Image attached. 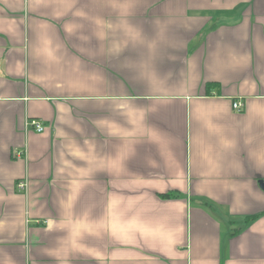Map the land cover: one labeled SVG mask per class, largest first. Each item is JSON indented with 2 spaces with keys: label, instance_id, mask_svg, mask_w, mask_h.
Here are the masks:
<instances>
[{
  "label": "crops",
  "instance_id": "crops-1",
  "mask_svg": "<svg viewBox=\"0 0 264 264\" xmlns=\"http://www.w3.org/2000/svg\"><path fill=\"white\" fill-rule=\"evenodd\" d=\"M0 264H264V0H0Z\"/></svg>",
  "mask_w": 264,
  "mask_h": 264
},
{
  "label": "built area",
  "instance_id": "built-area-1",
  "mask_svg": "<svg viewBox=\"0 0 264 264\" xmlns=\"http://www.w3.org/2000/svg\"><path fill=\"white\" fill-rule=\"evenodd\" d=\"M240 102L239 101H234L232 103V106L236 109V110H239L240 109ZM26 125L29 127H32L33 129H35L36 131L40 132L44 129V126L43 124L40 123L39 120H37L36 118H29L26 122ZM15 154L18 156L21 154V151L19 150H16ZM25 181H22V180H19L17 182V188L20 189V190H24L25 188Z\"/></svg>",
  "mask_w": 264,
  "mask_h": 264
}]
</instances>
